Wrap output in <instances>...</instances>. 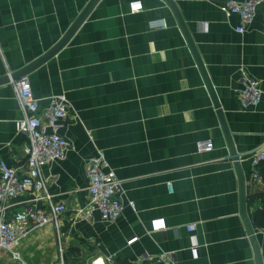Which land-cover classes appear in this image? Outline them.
Here are the masks:
<instances>
[{
	"label": "crops",
	"instance_id": "crops-1",
	"mask_svg": "<svg viewBox=\"0 0 264 264\" xmlns=\"http://www.w3.org/2000/svg\"><path fill=\"white\" fill-rule=\"evenodd\" d=\"M88 1L0 0V76L47 52ZM227 1L173 0L238 154L264 264V224L255 219L264 218V162L253 177L250 158L264 145V101L243 107L239 99L245 74L264 89V3L239 32V16L221 10ZM152 18L166 26L150 27ZM26 75L40 108L61 93L69 104L58 129L68 146L42 167L53 200L67 209L59 235L52 223L34 228L15 246L17 256L0 253V264H53L59 242L66 264H150L162 250L174 252L178 264H257L216 108L165 0H97L57 53ZM22 114L11 82L1 83L0 159L20 168ZM206 139L212 150L198 151L196 142ZM99 149L120 180L123 210L110 223L98 213L73 220V208L88 200L85 160ZM44 203L26 191L8 199L3 214ZM191 222L197 225L189 231Z\"/></svg>",
	"mask_w": 264,
	"mask_h": 264
},
{
	"label": "built area",
	"instance_id": "built-area-1",
	"mask_svg": "<svg viewBox=\"0 0 264 264\" xmlns=\"http://www.w3.org/2000/svg\"><path fill=\"white\" fill-rule=\"evenodd\" d=\"M264 3V0H228L221 6L226 14H237L240 23L237 31L243 32L251 23L256 7ZM150 27H165L163 18H152L148 21ZM243 70V69H242ZM7 70L5 75H10ZM17 101L22 109V117L16 124L20 131L27 136L24 145V164L14 166L0 159V253L10 252L17 256L15 246L25 238L34 228L42 227L48 223L54 224L57 233H60L61 216L66 211V206L53 200V194L42 174L45 164L62 158L68 146V140L59 133L58 129L69 111L66 96L54 95L43 107H39L38 100L34 97L33 90L27 75L10 80ZM239 99L243 107L254 106L264 101V89L259 81L248 74L244 75L242 87L239 90ZM213 148L211 140H198V151H210ZM252 176L258 177L257 166L264 162V145L256 148L251 156ZM85 175L87 178L88 200L82 206L72 210L73 220H90L95 213L99 214L105 222L115 221L121 214L123 203V190L115 170L109 166L103 150L97 152L85 160ZM171 190V183L167 182ZM26 191L34 193V199H41L45 203L34 205L23 211L15 212L11 218L4 217L7 200ZM128 205L135 207L133 200H128ZM197 223L191 222L186 228L194 230ZM264 233V227L260 229ZM196 251V247H192ZM108 261L111 258L107 256ZM53 264H66L64 260V248L61 242L58 244V257ZM83 264H95L94 261H85ZM150 264H178L175 254L169 250H162L151 258Z\"/></svg>",
	"mask_w": 264,
	"mask_h": 264
},
{
	"label": "water",
	"instance_id": "water-1",
	"mask_svg": "<svg viewBox=\"0 0 264 264\" xmlns=\"http://www.w3.org/2000/svg\"><path fill=\"white\" fill-rule=\"evenodd\" d=\"M97 0H89L87 2V4L85 5V7L82 9V11L79 13V15L77 16V18L74 20V22L70 25V27L68 28V30L65 32V34L62 36V38L54 45L52 46L47 52H45L44 54H42L41 56H39L38 58H36L35 60H33L32 62H30L29 64H27L26 66H24L23 68L15 71V72H11L10 75H2L0 76V84L1 83H5V82H10V80L13 79H17L23 75H26L28 72H30L31 70H33L34 68L38 67L39 65H41L42 63H44L45 61H47L48 59H50L53 55H55L57 53V51L68 41V39L70 38V36L74 33V31L77 29V27L80 25V23L84 20L85 16L87 15V13L89 12V10L91 9V7L94 5V3ZM170 8L172 9L175 18L190 46V49L194 55V58L196 60V63L204 77V81L205 84L208 88L209 94L212 97L213 100V104L216 108V112L218 114L219 120H220V124L227 142V145L229 147L230 150V156L232 157V160L234 162V166L237 170L238 173V179H239V201H240V214L243 218L244 224L246 226V230L250 236V240L252 242L253 245V249H254V254H255V258L257 261V264H261L260 261V254L258 251V246L256 244V239L254 236V232H253V228L251 226V223L248 219V216L246 214V209H245V204H246V195H245V176L242 172L240 163H239V157L238 154L236 153L235 149H234V144H233V140L231 137L230 132L228 131L225 121H224V117L222 115L221 109H220V105L218 103V100L215 96L214 90L212 89V86L210 84V81L208 79V77L206 76L204 70H203V66L202 63L198 57V54L196 52V49L194 47V44L188 34V31L186 29V26L180 16V13L175 5V3L173 2V0H165Z\"/></svg>",
	"mask_w": 264,
	"mask_h": 264
},
{
	"label": "trees",
	"instance_id": "trees-1",
	"mask_svg": "<svg viewBox=\"0 0 264 264\" xmlns=\"http://www.w3.org/2000/svg\"><path fill=\"white\" fill-rule=\"evenodd\" d=\"M255 219H256V222H257V223L264 224V218H263V217H262V218H258V217L256 216Z\"/></svg>",
	"mask_w": 264,
	"mask_h": 264
}]
</instances>
